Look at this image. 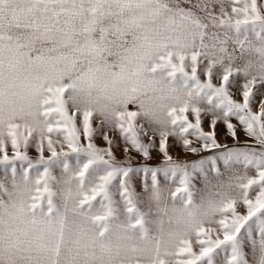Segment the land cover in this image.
<instances>
[{
	"label": "snow or ice",
	"instance_id": "1",
	"mask_svg": "<svg viewBox=\"0 0 264 264\" xmlns=\"http://www.w3.org/2000/svg\"><path fill=\"white\" fill-rule=\"evenodd\" d=\"M0 173V264H264V0H0Z\"/></svg>",
	"mask_w": 264,
	"mask_h": 264
},
{
	"label": "rangeland",
	"instance_id": "2",
	"mask_svg": "<svg viewBox=\"0 0 264 264\" xmlns=\"http://www.w3.org/2000/svg\"><path fill=\"white\" fill-rule=\"evenodd\" d=\"M239 98H240L239 94H236V99H239ZM253 110H256V106L255 105H253ZM233 123H236V121L234 120ZM219 127L223 128V125H220ZM205 130H208L207 123H205ZM239 135L241 136L242 140L245 139L243 131H240ZM220 138H221L222 141L224 140V136L223 135H221ZM117 139H118V137H117ZM224 142H227L230 145L232 143L230 137H229V139L227 141H224ZM96 143L98 145H100V146H104L103 141L100 140V139H97ZM115 151H116L117 158L120 161H123L125 159V156H124V153H123V145L121 144V147L115 149ZM171 154L173 155L174 159H180V160H185V159L191 160V159H195L196 158V157H192V156H186L178 147H174L171 150ZM30 155H34L32 150H30ZM202 155L207 156L208 153H202ZM132 156L135 158L132 161V163H131V166L134 167V168H137V167L138 168H143L145 166L156 167V166H159L162 163V157H160V155L157 152H155V151H153V157L154 158L150 159V160H147V161H145L141 156L137 155L135 152L132 153ZM0 175H2V173H0ZM142 180H143L142 173L137 174L136 176L133 177V183L136 186V190L138 192L140 191V184H141ZM161 180H163V177H161ZM201 186L202 185L199 183V181H197V187H201ZM117 198H118V196H117ZM248 250H249L248 248H245V251H248ZM224 255L225 254L221 252L217 256V258H216L217 259V264H222Z\"/></svg>",
	"mask_w": 264,
	"mask_h": 264
}]
</instances>
